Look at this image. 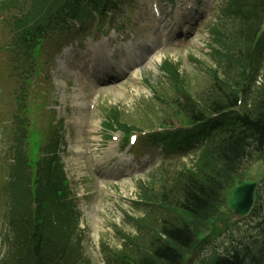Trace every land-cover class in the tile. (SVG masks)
<instances>
[{"label":"trees","instance_id":"obj_1","mask_svg":"<svg viewBox=\"0 0 264 264\" xmlns=\"http://www.w3.org/2000/svg\"><path fill=\"white\" fill-rule=\"evenodd\" d=\"M47 7L48 12L53 16L61 15L62 11L72 14H81L82 10L87 12L84 4H103L104 0H40ZM14 2V0H12ZM229 20V27L233 32L230 34L227 52H218L215 56L221 60L228 61L227 82L224 84L227 90L232 88L237 76L243 78L246 68L259 65L264 58V34L261 35L260 28L264 20V0H227L221 12ZM33 19V18H32ZM31 20L17 21L18 29L25 25V35L23 38L28 44L35 43L36 31L30 33L29 26ZM24 32V31H23ZM22 32V34H23ZM221 32L217 33L216 41L221 38ZM32 45V44H31ZM234 45V49L233 46ZM31 47V46H30ZM214 58V56H212ZM226 69V70H227ZM169 74L172 77L173 89L180 94H186L184 81L179 80V75L174 67H171ZM21 84L18 92V109L13 120V149L10 150L14 164L9 166L8 182L3 186L4 195L9 196V226L10 236L7 237L10 258L2 264H77L80 253L79 242L74 243L73 237L78 229L80 215L75 212L68 203L67 182L62 176L57 158L51 154L57 150L58 140L54 136H49L47 144L42 148L38 138L30 127L32 113L38 112L37 108L26 95V85ZM252 84V83H251ZM253 84L246 87L251 91ZM238 91L226 92V96H231L232 101H236ZM187 99V98H186ZM189 99L185 104L176 103L173 112L183 126H190L193 122L192 111L201 109L190 105ZM190 106V107H188ZM204 111V110H198ZM217 113L218 109H212ZM244 115L234 116L232 113L223 116L227 123L219 129L216 126L199 127L194 126L191 130H177L165 137L167 149L184 148L200 140L203 143L201 149V163H207L211 171L213 165L221 171L228 179L233 180V174L240 167L239 159L243 156L247 146L254 145L261 150L264 148V85L257 91L256 100L248 97L244 106ZM252 116V119L248 116ZM244 117V118H243ZM204 114L195 117L194 123H203ZM36 123V122H35ZM15 126V128H14ZM25 149H28L27 151ZM44 155V157L41 156ZM42 157V158H41ZM41 158V159H40ZM238 163V164H237ZM213 174L215 187H211L213 182L206 174H202L200 181L194 186L187 187L183 194H179V186L172 192L162 195L163 205L169 204L168 197H183V208L178 213L176 207L169 205L174 215L181 218L166 222L160 233H153L151 241L147 246L142 244V240L129 238L128 247L133 250L126 253H117L112 257L111 264H156L154 261L163 260L169 264H176L184 253L185 246L188 245L192 234L188 225L193 228L195 234L200 233L210 219L209 213L217 204L224 202L225 196L232 182L219 178L217 170ZM143 199L149 205L160 203L154 195L147 191L143 192ZM32 204L36 207L33 208ZM207 214V215H205ZM141 221H139L140 223ZM179 225H178V224ZM151 231L153 229L151 228ZM164 234L167 239L162 240ZM35 235V236H34ZM34 240L33 247L26 243ZM43 245H37V242ZM145 251L141 261H136L135 253ZM155 254V255H154ZM31 256L39 257L40 260L33 262ZM261 259H264L261 257ZM121 261V262H120ZM110 264V263H109ZM221 264H247L238 256L225 260ZM257 264H264L258 262Z\"/></svg>","mask_w":264,"mask_h":264},{"label":"rangeland","instance_id":"obj_2","mask_svg":"<svg viewBox=\"0 0 264 264\" xmlns=\"http://www.w3.org/2000/svg\"><path fill=\"white\" fill-rule=\"evenodd\" d=\"M125 11L128 16L134 14L131 19L127 20L129 28L138 37L147 39V25H151L153 22L149 0H133V5L128 6ZM135 17L140 22L138 26L134 21ZM211 18L212 14L209 17L206 16V23L198 28L185 44L176 49L163 51L156 58L160 60L170 58L180 62L181 71L193 78L194 75H197V71L196 64L191 60L196 57L204 60L205 42L208 39L206 27ZM90 36L91 33L87 40L83 38L76 41L72 45H75L73 51L76 52L80 45L79 48L85 47L91 40ZM96 38L98 39L99 36L96 35ZM2 40L6 41V38L3 36L0 44H2ZM68 53L70 50L67 49L64 55L57 58L56 68L53 71L54 83L52 91H49V106L56 110L59 120L64 119L65 121L63 134L66 136L67 146L64 148L62 157L71 188L83 216L82 228L86 231L84 247L95 264H103L102 257L98 253V246L101 248L106 244L115 250L122 244L118 236L119 232L135 234L133 225L128 219L124 220L123 216L134 213L130 204L136 200L139 193V182L137 181L142 179L146 182L147 176L151 171H154L153 165L149 164L129 179H112L108 176L98 175L100 169L98 163L105 159L106 149L110 145L107 133L103 128L105 122L103 113L106 108L120 107L127 115L136 114L139 105L144 106V101H148L150 97L143 89L146 83H141V81H148L155 93L160 78L152 72L153 69H145L133 75H127L119 83L95 86L90 80H87L85 72L80 70L76 53L70 55ZM79 60L81 61V59ZM158 63L159 61H155L153 67L155 68ZM73 73L82 74V79L79 81ZM45 87V85L42 86L45 91H48L49 87ZM11 90L12 86L3 93L6 99L0 104V121H4L9 108ZM93 101L95 104L91 109ZM157 110L161 111V108L157 107ZM165 112L167 111L160 113L162 115ZM45 120L49 122V117L46 116L40 121L41 128H43ZM4 150L5 146L0 136V155L4 153ZM94 168L95 170H93ZM263 176L264 163L255 164L246 172V177L261 178ZM2 213L3 210L0 207V238L4 223ZM223 241L227 242V239L218 241L215 247H210L206 253L217 250Z\"/></svg>","mask_w":264,"mask_h":264},{"label":"water","instance_id":"obj_3","mask_svg":"<svg viewBox=\"0 0 264 264\" xmlns=\"http://www.w3.org/2000/svg\"><path fill=\"white\" fill-rule=\"evenodd\" d=\"M247 185H248V189H253V187L256 185V182L254 181H247ZM250 192L246 191L245 193L242 194L241 198L242 201H244L243 205L244 207H246V203H248L247 201L250 199ZM236 194H232V197L229 199V203L231 204L232 201H236ZM241 202V200H240Z\"/></svg>","mask_w":264,"mask_h":264}]
</instances>
